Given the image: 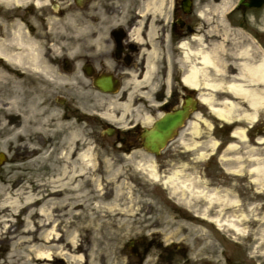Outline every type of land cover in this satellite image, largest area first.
<instances>
[{"label":"rangeland","instance_id":"374dc122","mask_svg":"<svg viewBox=\"0 0 264 264\" xmlns=\"http://www.w3.org/2000/svg\"><path fill=\"white\" fill-rule=\"evenodd\" d=\"M46 1L38 0L37 4L41 6L37 9L47 8L43 5ZM231 1L220 0V10ZM25 3L26 0H0V13L6 15L0 16V44L7 51L20 50L16 41L22 37L21 21L17 14H13V8H21ZM69 17L70 13L57 22L63 24ZM236 19L239 20L238 17ZM241 27L252 33V37L249 38L240 28L235 30L232 40L237 41V51L250 44L256 47L257 42L264 48V14L261 20ZM231 51L233 53L234 49ZM0 57V69L6 74L5 79L0 80V98L7 100L16 96L20 112L31 113L34 108L36 119L43 122V130L35 136L43 146L53 148L54 154L68 143L67 134L74 131L77 135L76 151L91 147L93 164L99 169L97 177L100 179V188L89 183L75 190L74 195L80 200L75 202V206L67 205L53 211L50 224L44 228L33 226L38 236L45 229L52 230L54 239L60 237V242L72 241L80 244L82 249L72 252L57 248L41 249L36 245L24 247L20 241L25 238L30 207L26 206L23 196L27 192L35 197L41 196V183L60 175L63 164H25L27 157L16 146L24 141L23 137L13 142L8 140V130L0 132V153L4 157L0 160V193L6 191L12 196L20 193L13 211H9L8 206L0 210V264H18L43 250L50 253V257L45 259L46 264H264V175L253 169L264 166V132L256 136V131L264 130V107L258 110L256 121L249 123L242 116L250 112L243 99L233 98L226 88L206 87V95L213 96L215 107L225 101L235 102L236 115L223 122L206 107L203 125L190 126L183 134L184 141L178 143L184 151L158 156L119 152L107 146L109 140L94 117L96 112L105 111L106 106L90 103L81 72L77 71L75 84L62 80L56 86L33 87L12 73L10 66L14 61ZM223 59L225 69L214 79L217 77L224 84L243 82L226 75L233 73L229 65L233 55L231 57L227 52ZM238 60L243 61L244 57ZM257 87L262 89L264 85ZM64 99L66 103H63ZM42 107L47 109L41 115ZM120 110L113 105L107 111L117 114ZM57 113L65 115H61V119ZM88 114L94 115L93 125L90 118L82 120L80 117ZM59 120L61 124L58 126ZM1 121L7 127L11 125L8 117ZM250 125L252 128L248 127ZM30 129L31 126L28 131ZM29 136L36 140L30 133ZM150 165L155 167L157 180L148 173ZM174 173L182 181L191 183L198 196L173 194L163 179ZM115 176V181L123 182L122 194L115 200L118 210L109 214L95 209L94 203L101 190L105 192L102 203L112 202L116 190L111 179ZM57 192V197H61L63 192ZM40 202L38 200L32 208L37 210ZM104 213L107 218H100ZM230 220L236 228L230 227L227 223ZM139 243L144 250L138 246ZM60 251L68 252L76 261L61 256ZM136 251L139 253L135 254ZM169 252L173 257L171 263L165 261L171 258H166Z\"/></svg>","mask_w":264,"mask_h":264},{"label":"flooded vegetation","instance_id":"af4514ba","mask_svg":"<svg viewBox=\"0 0 264 264\" xmlns=\"http://www.w3.org/2000/svg\"><path fill=\"white\" fill-rule=\"evenodd\" d=\"M37 3L26 0L13 8L21 21L22 59L21 65L11 63V72L33 87L75 84L81 72L88 100L106 110L80 117L97 118L107 146L127 153L154 151L148 142L161 146L159 154L184 151L178 143L190 126L203 125L206 109L205 77L199 72L197 83L188 81L190 70L200 69L202 55L219 51V45L235 51V30L251 38L241 25L264 14V0H232L223 10L220 0H47L42 10ZM68 13V20L57 22ZM233 57V73L226 75L242 79L236 67L241 61ZM113 105L120 112H108ZM177 111L179 121L167 130L159 127ZM150 135L154 139L146 140Z\"/></svg>","mask_w":264,"mask_h":264},{"label":"bare ground","instance_id":"6f19581e","mask_svg":"<svg viewBox=\"0 0 264 264\" xmlns=\"http://www.w3.org/2000/svg\"><path fill=\"white\" fill-rule=\"evenodd\" d=\"M226 5V4H225ZM19 33L17 36L19 37ZM17 45L22 46L21 40L17 42ZM223 45H219V51H216V48L212 49L211 52L206 51L201 59H202V67L192 68L186 78L188 81H192L194 78L196 83L198 81V73L201 72L203 77H205V86L208 88L216 89V88H226L231 96H236L243 99L247 105L250 107V112L244 113L242 116L249 123L256 121L258 110L264 107V88L259 89L256 88L257 84L264 85V51L262 49H258L257 47L252 46L251 44L248 46H244L240 49V52L235 50L231 53L229 51L231 57L234 54L237 57H244V62L241 61L237 64L238 74L241 76L243 82L241 83H226L220 79L217 80L211 77L208 73L209 70L212 71V75H221L223 69H225L224 59L227 54V50H223ZM20 48V52H10L3 48L0 44V55L6 58L9 61H16V63L21 65L22 59V47ZM9 50V49H8ZM219 54V55H218ZM219 58L220 62L216 59ZM258 58V59H255ZM226 59V58H225ZM230 69L232 68L233 63L230 64ZM227 70H229L227 64ZM211 68V69H210ZM5 72L0 69V80L5 79ZM3 77V78H2ZM213 78V79H212ZM212 80V81H210ZM250 85V86H249ZM204 102L213 110L216 116H218L222 120H229L236 114L235 107L237 104L233 101H225L221 106L215 107L214 98L211 95H204ZM18 99L16 96H12L11 98L1 99L0 98V132L5 133L4 131L8 130V140L15 142L16 139L23 137L24 141L16 144L19 146L20 153L27 157L25 164H63L62 173L55 178H51L45 183H41V196L35 197V195L31 192H27L26 195L23 196L26 201V206H29L28 210V219L27 228L24 230L25 238L24 241H20V244L24 245V247H39L41 249H66L68 251L76 252L82 249L80 244L73 243L72 241H58L60 237L54 239V232L52 230L46 229L40 234L41 236L36 235L33 230V226H37L38 228H44L45 225L50 224L53 215L52 212L55 210H61L64 206L72 205L75 206V202L77 200L76 195H74V191L79 189L80 187L86 186L87 184H92L100 188V179L97 177L98 168L94 167L93 164V154L90 146H86L80 151H76L75 140L76 133L74 131L69 132L67 134L68 138L66 141L68 143L65 144L58 152L55 153L53 148L50 146H43L41 141L36 138V133L43 130V122L36 119V113L34 108L31 113H24L17 110L18 108ZM41 115L46 111L47 107H42ZM19 109V108H18ZM31 109V110H32ZM58 116L62 119V116L65 114H59ZM62 115V116H61ZM239 116V115H238ZM8 117V121L10 122V126L2 122L3 118ZM12 118L13 120H9ZM14 118L17 120H14ZM8 122V123H9ZM60 120L58 121V126L60 125ZM31 126L30 131H28V127ZM42 128V129H41ZM29 133L36 138L30 139ZM110 164V162H106ZM145 165V164H141ZM149 175L155 180L158 179V175L155 171V167L150 165ZM264 166L253 168L255 171H259L264 175L263 171ZM116 176L111 180L114 182L115 192L114 198L111 203H102V198L105 195V192L101 190L100 196H97L96 202L94 203V207L97 210H104L111 214L115 210H118L115 202L116 198L122 194L121 188L123 186V182L115 181ZM163 183L166 186L170 187V191L179 195L180 197L187 196L196 197L198 193L195 194L192 190L191 183L182 181L179 179L177 173L169 175L163 179ZM103 189V188H102ZM58 190L63 192L61 197L58 196ZM65 191V194H64ZM85 194H88L87 191ZM4 195V196H3ZM73 195L75 197H73ZM20 197V193H13V196L8 194L6 191L0 193V210H4L3 206H8L9 211H13L15 206L17 205L18 198ZM41 201L37 210L33 209L32 206L37 201ZM83 201V200H82ZM189 204L190 202L187 201ZM77 205V204H76ZM53 206L50 210L49 207ZM19 207V206H18ZM7 209V208H6ZM102 215V216H101ZM100 218H107L106 214H101ZM112 219V218H111ZM106 220H103L105 223ZM230 227L236 228L235 224L232 221L227 222ZM31 225V226H29ZM34 252V249L31 250ZM60 255L66 257V259L70 261H76V259L70 255L68 252L60 251ZM50 257V253L46 250L38 251L34 253V255L30 257H26L22 262L18 264H46L45 259Z\"/></svg>","mask_w":264,"mask_h":264},{"label":"water","instance_id":"95a60500","mask_svg":"<svg viewBox=\"0 0 264 264\" xmlns=\"http://www.w3.org/2000/svg\"><path fill=\"white\" fill-rule=\"evenodd\" d=\"M178 117H179V114H176V115L171 119V121H173V122L168 123V124L164 121V124L162 123V128L165 129V130L169 129V128L175 123L174 120H175L176 118H178Z\"/></svg>","mask_w":264,"mask_h":264}]
</instances>
